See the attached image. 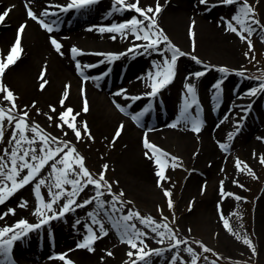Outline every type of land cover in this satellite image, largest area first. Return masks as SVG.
<instances>
[{
    "label": "bare ground",
    "instance_id": "bare-ground-1",
    "mask_svg": "<svg viewBox=\"0 0 264 264\" xmlns=\"http://www.w3.org/2000/svg\"><path fill=\"white\" fill-rule=\"evenodd\" d=\"M141 1L147 4H155V0ZM160 2L163 7L158 14V20L163 25L167 35L183 51L186 48L185 42L191 40L189 27L191 21L195 19L197 21L195 55L204 61L209 60L208 55L224 56L225 61L230 62H232L231 59H237L234 48L239 43L237 36L233 32L225 30L227 26L224 21L217 18L213 10H208L206 8L207 5L200 4L199 0H160ZM234 2L233 6L238 7L243 0H238V2L234 0ZM214 4L217 5L218 3L215 2ZM13 5L14 7H11ZM30 6L38 14L44 8L50 7L48 0H44V2H40V0L31 2ZM10 7L11 11L9 16L5 18L4 23H0L1 54H6L10 50L14 36H16L18 31V25L25 20L28 21V24L24 32L25 38L22 42V54L20 60H18H22L20 68L15 69V64L14 67L7 68L1 79H3V83L7 86L10 84L12 87L17 86L21 92L25 93L21 101L28 102L26 109L32 112V110H35V107L39 106L40 112L44 109L48 117V114L54 117L52 119L53 121H57V123L61 122L59 113L65 110V106L59 105L58 102L60 100L57 101L55 95L61 89L64 91L70 85L68 89L70 94L65 99V105L72 106L74 111L78 113L75 117L77 122L87 121L91 135L94 137L92 140L95 141V147L101 159L100 162L105 163L109 160V163L114 167V171L118 170L126 173L125 176L117 175V177L113 175L118 178L121 188L129 194L128 198L132 200V203L137 206H144V203L147 202L146 210L151 211V204L160 199V194L163 189L158 186L157 178L154 179V173L159 171V166L155 163V153L153 150L145 149L143 144L144 136L147 134L151 142H154L167 152L180 157L185 163H190L192 168L190 179L192 180L189 184L185 185V191H183L184 189L181 190V196H179L181 201H184L187 197L190 201L201 199L197 190L200 191L202 188L201 185L196 187V183L199 179H203V177L206 180V185L209 184L211 190H213L212 196L209 198V201L207 200L205 208L200 214V220L207 230V232L205 230L207 235L203 237L204 241L211 244L214 248L220 247L227 253L230 249L238 250L239 246L237 243L239 237L236 235V232L235 237H232L229 229L225 228L223 220H228L231 211L239 199H236V195L223 196L220 192V184H213V180L219 178L218 175L220 173H231L226 167L228 152L225 153L218 146V142H228L224 131L226 124H231V121L236 118L237 114H241L244 111L236 103L248 101L253 95L250 96L247 92L241 101L236 99L234 93L228 94L219 111V115L214 118L210 113V109L213 106L211 98L215 91L212 86L214 83L209 81V79H205L204 76L199 78L195 76L190 77L189 74L195 72L193 67L196 64L193 60L190 61L187 59L181 62L179 71L175 75L172 84L177 82V84L182 85V83L193 82L195 88L200 86L196 89L197 95L199 100L205 104L206 111L209 114L202 123L200 133L192 135V132L188 129L189 125L183 122L180 127L171 128L168 119L165 121L168 125L162 126L163 119L161 117H157L155 124L153 122H146L141 125L137 124L133 122L130 115L122 111L120 112L116 104L119 103L128 112L135 113L142 109V107L141 109L139 107L141 103L148 105V101L142 95L132 100V96L125 97L122 94H118V90H114L111 87L107 88L105 82L96 73L92 75L95 69L90 71L86 70V67L83 68L84 73L89 77L85 83L83 77L79 79L75 74L74 63L69 60L67 54V48L73 45L87 51L99 50L95 54H87L86 57L88 58H93V55L96 56L95 60L92 59L87 63L91 64L108 59L100 55L101 53L110 51L122 53V55L111 58L110 61L113 62L114 69L127 71V75L133 78V82L129 85H121L120 89L123 88L133 95L144 93L143 89L145 84H150V81L147 79V73L155 72V66L152 61H157V53L152 51L145 53L143 49L136 50L135 48H131L130 51H125V49L130 48L131 44L146 43L143 40L134 39L133 34L130 32L128 37L125 38L119 33H100L97 30L99 26H102L96 24L97 22L103 21V25H108L122 22L125 19L111 22L116 17L117 12L107 14L102 12V8L90 7L78 13L79 15L76 20L70 24V28L73 29L77 24L80 23L82 25L86 21H93L92 24L85 25L74 32H67L56 25L54 31L49 33L36 20L27 16L26 8L28 5H26L25 0H0V11ZM106 7L113 10L111 2ZM258 7V18L264 24V0L259 2ZM45 19L47 22H53L51 15ZM17 20H19V23H17ZM65 23L67 24L66 21ZM12 32L13 35L11 34ZM113 35L117 38L112 39L111 37ZM50 36H55L60 41L62 51L65 53L64 55L56 52L54 46L51 44ZM79 36H82V40L77 39ZM117 47L118 49H116ZM37 66L40 68L38 73L35 72ZM44 67L46 70L44 76L48 78L49 83L42 90L43 92H40L38 89H35L34 84L41 82L39 81V73L41 68ZM225 82L228 83L229 81L226 80ZM172 84L168 83L167 87ZM82 86L86 87L88 101V111L86 112L82 110L84 101V95L81 92ZM167 87L161 88L159 92H162L163 100L166 99L170 102L169 98L173 96L174 90L172 88L168 92H165ZM49 105H55L56 111L52 112ZM168 105L170 107L169 116L175 117L176 114L172 108L173 104L171 105L169 103ZM31 119L35 121L34 118L31 117ZM121 122L125 125L121 131V135L115 141L113 139L110 141ZM39 125L49 132V129L45 125ZM65 126L67 125L65 124ZM77 126L82 127V124L78 123ZM109 133L110 136L108 137ZM66 137L69 139L68 135ZM262 137H264V118L262 120L258 119L249 126L248 133L240 141L239 146L250 157L260 159L259 155L264 154V139H261ZM235 142L234 139L231 140L229 149L235 145ZM187 149L192 150L189 152ZM146 151L150 153L152 158L144 155ZM95 159L98 160L97 157ZM161 159L165 160V157H161ZM233 180L234 178L232 176L223 180L225 192L233 193ZM26 190L21 195H17L16 197L11 196L5 201L3 207L0 208V212L7 211L9 207H15L16 212L14 215L8 213L4 219L0 220V226L12 224L20 219V216H23V214L27 215L29 213L34 203L33 200H30V195ZM206 192L207 190L204 191V194ZM261 193L262 195L255 203L254 226L259 247L258 250L264 255V186H262ZM193 194H195V197ZM22 197L29 201L27 207L18 206L22 203ZM214 198L218 202L215 201V204H211ZM221 209L223 211V217L221 216ZM88 211L89 207L78 209L75 211L74 217L65 221L63 224L57 225L52 223L47 225L48 230H50L49 232H54L56 242V247L47 256H44L42 251L35 249V243L32 241V238L28 239L25 237L16 241L14 243L13 255L15 260L19 259L17 260V264H63L59 260H55L56 258H53L54 253L68 254L69 257L74 258V264H113L119 257L122 258L127 255L130 246L121 241V234L116 228L110 229L107 235L100 236L99 239L94 241V251H89L86 248H76V244L86 234L85 225L91 223ZM77 220L80 221V224L76 223ZM190 220H192L190 217H185V219L181 217L180 223L182 225L184 223L189 224L191 222ZM93 228L98 229V225H93ZM40 229L42 230L44 227L36 230ZM216 230L219 231V235L217 238H213L212 233ZM97 235L99 236L98 231ZM147 239H150V237ZM26 243L29 247L28 250L24 248ZM108 251L113 252L114 255L110 257L107 254ZM102 257L103 259H101ZM39 259L42 260L38 261Z\"/></svg>",
    "mask_w": 264,
    "mask_h": 264
},
{
    "label": "snow or ice",
    "instance_id": "snow-or-ice-1",
    "mask_svg": "<svg viewBox=\"0 0 264 264\" xmlns=\"http://www.w3.org/2000/svg\"><path fill=\"white\" fill-rule=\"evenodd\" d=\"M31 2L32 0H25L26 5H28L27 16L33 20H36L43 29L51 33L56 27V22H47L45 19L46 17L55 15L57 11L67 12L69 10L88 9L95 3V0H63V2H60V0H48L50 7L44 8L39 14L30 6ZM199 2L200 4L207 5L209 0H199ZM215 2L218 4L231 5L234 3V0H215ZM11 7H14V5ZM11 7L0 11V23L5 22V18L9 16L11 11ZM162 7L163 5L161 4L160 0H155L154 5L150 3L146 6H143L140 0H130V2H126V0H113V12L134 10V12L139 14V16L132 15L129 19H125L122 22L102 25L97 28L100 33H119L125 38L128 37L130 32L133 34L134 39L143 40L146 42L143 44H131L130 48L125 49V51H130L131 48H136L143 49L145 53L152 51L162 54V60L160 63H157L156 60L152 61L153 65L155 66V72L147 73V79L150 81V91L133 95L121 88L118 90V94H122L125 97L132 96L133 99H136L140 95H156L161 88L165 87L168 83H170V81L174 79L177 72L178 58L181 56L187 55L190 56L191 59L197 64H206L204 60L195 55L197 21L193 19L189 27V35L191 37L193 50L190 52H185L172 41L169 35L166 34L165 30L158 23V14L161 12ZM256 11V8L249 3V0H243V2L239 4L238 11L233 14L231 18H222L227 19V27L225 30L237 33L241 40L247 42L250 50L253 47V42L250 37L257 30V28L261 32V39H264V24H262L261 20L257 17ZM233 21L236 23L234 24ZM27 24L28 21L25 20L18 25L17 34L14 38V42L10 46V50H8L6 53V58L0 57V77L3 76L5 70L10 65L14 64L22 54V34L26 30ZM253 25H255V27H253ZM245 32H247L248 35H245ZM111 38L116 39L117 37L113 35ZM50 41L57 53L60 55L65 54L62 51V44L55 36H50ZM70 51L72 53L73 59L75 60L76 70L83 77V80L86 83L89 77L84 73L83 68H91L93 65H82V61L76 57L77 54H83L87 50L73 45ZM100 55L111 59L122 55V53L110 51L101 53ZM245 55H249V53L246 52ZM99 62L100 61H98V63ZM208 67L213 66L206 65L202 71H195L194 73H190L189 76H195L196 78H199L204 74L205 71H207ZM215 67H218L221 73L237 71L236 69H230L226 65ZM240 75H244L242 70L240 71ZM48 83L49 81L42 74L41 83L39 85L40 88L44 89ZM221 85V80H217L214 85L215 89L217 90V95H219L221 91ZM69 88L70 85L65 88L62 98L59 101L61 106H65V110L60 111L59 116L61 122L56 126L63 130V136H55L44 131L38 122L30 121L28 112L18 111L15 104L16 94L12 89L3 83L2 79H0V93H3V99H6L11 104V108L0 107V122L3 121L4 117H7L9 124H12L13 121L15 122V127L12 129L11 139L9 140V143H12L13 140L15 143L10 153L7 149H5L4 151L7 155L0 156V203H4L18 189L25 185H29L30 182H33L34 178H36L38 174L41 173V170L49 164V161H52L50 165L51 173H49V175L52 173L56 174L54 182L55 190L49 186V195L51 198L48 200H45L41 193V186L46 183L45 177L40 175L38 182H35L34 184L33 191L35 195V206L32 211L34 215L39 217L36 222H30L26 218H20L12 224L0 226V264H17V261L14 259L13 255L14 243L21 238H25L26 234H28L31 230L39 229L41 226L48 224L53 219L63 217L65 213L73 210L74 208L91 204L93 197L84 198L79 201L77 200V198L88 185L95 186L94 199L96 203V209L88 213V215L91 217V223L85 225L86 234L84 235V238L76 244V248H86L89 251H94V241L99 239L100 236L107 235L109 229L105 227V220L97 213V210H104V205L106 203L110 204V208L105 210V216L109 218L112 226L120 232L121 241L130 246L127 251V264H138V262H140V264H151L152 254L160 255L164 251L162 248H151L148 246L147 238L152 236L153 233L156 234V236H152L153 239L156 237L163 238L160 240V243H164V239L174 241V243L169 242L167 245L169 249H175L177 246L185 244L187 237L181 239L178 236L176 230L167 223L168 217L163 212V209H160V216L162 219L159 221L154 219L151 215L142 216L139 210L129 209L127 213L122 212L121 210L123 209V200L121 198L123 197L124 193L123 191H121L119 194L114 193L111 183L107 182L105 177V171L108 169L107 163L102 166L103 170L100 171L99 178L94 177L90 170L86 167L85 157L77 150L76 145L72 141L64 138L68 135L67 129H72V131L75 133L76 139H81V127L77 126V124L80 123L82 124L84 134L94 139V137L91 136L87 121L77 122L75 117L78 115V113L74 111L72 106L65 105V99L70 94L68 90ZM185 88L187 93L191 95V101H185L179 111L178 116L176 117L175 122L171 126L177 127L181 122H183L186 125H190L194 132L200 133L203 122L199 118V106L196 97V88L192 82H187L185 84ZM81 92L84 95L82 110L86 112L88 111L86 87L82 86ZM258 93H264V82H259L256 87H252L248 90V95L250 96L256 95ZM33 104H35V102H33ZM192 105H197L195 116L189 112V109L192 107ZM116 106L118 109H120V111L130 115L131 119L139 124L141 116H143L144 112L148 111L150 104L135 113L128 112L125 107L119 103H117ZM27 107L28 106L25 105V108ZM49 107L52 112L56 111L55 105H49ZM250 107L251 105L249 104L247 108H244V111L247 112L248 108ZM37 111L40 110L37 109ZM48 115L50 120L54 119L53 116L50 114ZM235 123L242 124L243 121L237 120ZM65 124L67 125V129L64 127ZM29 127L36 135H26V131L29 129ZM124 127V123L121 122L112 138L113 141H115V139L121 135V131L124 129ZM239 130L240 129L237 128L235 129V132H238ZM233 134L234 133H229V140L232 138ZM3 136V130L0 128V139H2ZM37 138L39 139L40 143H37ZM261 139H264V137ZM143 144L145 149L153 150L155 153V163L159 166V171L156 173L158 177L157 184L163 189L164 196L168 198V208L172 209L174 204L172 199V190L166 187L163 183V181L170 179V177L166 176V161L161 159V157H166L171 161H178L181 158L174 154L168 153L154 142H151L147 134L144 136ZM218 146L225 150L228 147L227 143L223 141L218 142ZM37 149H39V152ZM144 155L146 157L152 158L148 151H146ZM27 157H30V159ZM9 158L10 164L8 162ZM259 158L260 162L264 163V154H260ZM59 164H62L63 167L58 168ZM73 164L78 165V168L73 167ZM236 167L238 171L241 170V161L239 158L236 160ZM244 167L247 168L249 173L254 175L253 170L246 165V162H244ZM24 169H27V171L23 172ZM7 181L11 182L10 185L7 183ZM233 183L239 184V186L242 188L245 187V185L241 184L239 180H233ZM65 185H71V188L67 189L64 187ZM101 188H105L106 191L111 194L110 201L103 199L104 192L101 191ZM220 192L223 196L236 195L234 193L225 192L223 180L220 182ZM62 197H64L63 202H61ZM236 199H241V197L236 196ZM21 200L22 203H20L18 206L27 207L29 201L23 197ZM117 211H121L120 216L113 217L111 214ZM15 212V207H9L7 211L0 212V220L4 219L8 213H12L14 215ZM221 216L223 217L222 209ZM133 217L138 218L140 224L145 225L151 231H144L141 228H137L134 222L129 223V221L133 220ZM76 223L80 224V221L77 220ZM223 223L225 228L229 229V231H232V229L229 227V221L227 219H224ZM93 225H98V229H94ZM97 231L99 232V236L97 235ZM243 240L245 244L249 245L253 252L256 251L252 241L247 236H244ZM196 243L201 244L206 250L211 251V249H208L202 241L198 240ZM133 249H136V251H133ZM184 251L189 253L191 256L190 264H198V254L192 247H186L184 248ZM107 254L110 256L114 255V253L111 251H108ZM133 257L135 258L133 259ZM53 258H58L64 261V264H74V261L67 257L65 253H54ZM178 258L183 259L180 257L179 252H176V254L171 256L170 264H176ZM101 259H103V257ZM185 264H188V262H185Z\"/></svg>",
    "mask_w": 264,
    "mask_h": 264
},
{
    "label": "rangeland",
    "instance_id": "rangeland-1",
    "mask_svg": "<svg viewBox=\"0 0 264 264\" xmlns=\"http://www.w3.org/2000/svg\"><path fill=\"white\" fill-rule=\"evenodd\" d=\"M38 0H32V2H36ZM110 0H105L103 2H99L96 4V6H91V7H95V8H102V12L106 13L109 8L106 7V5L109 3ZM261 0H250L249 3L252 4L255 8H256V15L258 17L259 14V7L258 4ZM40 2H44V0H40ZM126 2H130V0H126ZM141 4L143 6H146L147 3H144L140 0ZM214 2L213 0H209L208 3ZM112 3V2H111ZM113 5V3H112ZM234 4L231 5H222L220 7H213V6H208V9L213 10L215 15L217 16V18L221 19L222 21H224L225 25L227 26V19H222V18H231L233 14H235L238 9H239V5L238 7L233 6ZM213 7V8H212ZM23 8V7H22ZM76 13V12H74ZM76 16H78L79 14L76 13ZM132 15H137L139 16V14L135 13L134 10H123L120 12H117L116 17L114 19L111 20V22L113 21H118L121 19H128L130 18ZM68 18V17H67ZM70 19V18H69ZM73 20V19H70ZM68 19H62L63 22L59 21L56 23V25H58L62 30L64 29L65 31H78L79 29H81L83 26L88 25V24H92L93 21H86L84 23H82V25L77 24L76 27H74L73 29L70 28V24L74 21H70ZM19 20H17V23ZM65 21L67 22V24L65 23ZM158 23L160 24V26L164 29L163 25L161 24V22ZM233 23L235 24L236 22L233 21ZM96 24L98 25H103V21L97 22ZM69 26V28H68ZM186 26V24H185ZM238 26V25H237ZM253 27H255V25H253ZM165 30V29H164ZM14 32V30H13ZM13 32L11 33L13 35ZM25 32V31H24ZM166 32V31H165ZM236 36L237 39L239 40V43L235 48V54L237 55V59H231L232 62L230 61H225L224 56H210L208 55V59L209 60H205L206 64L205 65H200L197 64L195 61H193L196 65L193 67L194 71H200L202 69H204V67L206 65H212L213 67H208L206 74L202 75L204 76L205 79H209V81L214 82L215 80H222V81H229L227 83H223L221 87L222 88H226V89H230V87L234 85H236L239 89L237 91H235V95L236 98L238 99H242L245 95V93H247V91L252 88V87H256L258 85L259 82H264V39H261V32L260 30L257 28V30L251 35L250 39L253 42V47L251 48V50L248 47V44L246 41L241 40L240 36L233 32ZM25 33L22 34V42L24 41V36ZM70 34V33H69ZM167 34V32H166ZM245 35H248L247 32H245ZM12 38V36H11ZM171 38V37H170ZM78 40H82V36L77 37ZM172 39V38H171ZM236 39V40H237ZM237 40V42H238ZM173 41V40H172ZM72 42V39H71ZM75 42V40H74ZM174 42V41H173ZM191 40L188 42H185V52H190L192 51V44ZM236 43V42H235ZM190 45V46H189ZM189 46V47H188ZM72 46H69V48H67V54H68V58L69 60H71L74 63V72L75 74L78 76L79 79H82V76L77 72L76 66H75V60L72 57V53L70 51ZM100 49V48H99ZM118 49V47L116 48ZM196 49V47H195ZM99 50H91V54L96 53ZM248 52L249 55H245V53ZM89 55V53H87ZM87 54H77V59H80L82 61V65H85L87 63H89L92 59L95 60L96 56L93 55V58H88L86 57ZM0 57L2 58H6V54H1L0 53ZM21 57V55H20ZM20 57L16 60L15 67L14 64L10 65L9 67H14L15 69H19L20 68ZM189 59L190 61H192L190 56H181L178 58L177 62V72L179 71V66L181 64L182 61H185ZM25 60V59H24ZM23 60V62H24ZM162 60V54L157 53V63H160ZM230 62V63H229ZM220 65H226L228 66L230 69H236L237 71H230L228 73H221L219 71L218 67L215 66H220ZM8 67V68H9ZM39 67L37 66L35 68V72L38 73L39 71ZM244 72V75H240V71ZM176 72V74H177ZM95 72L92 73V75ZM126 75L124 78H122V81L120 82L121 85H129L133 82V78L131 76L127 75V71H125ZM46 74V70L45 67L41 68V71L39 73V78L41 81V76ZM113 79H112V89L114 90H119L121 85L117 83L116 81V72L114 71L113 75H112ZM175 78V77H174ZM1 79V77H0ZM48 80V78H46ZM3 80V79H2ZM174 80V79H173ZM172 80V81H173ZM172 81H170L172 84ZM187 83V82H186ZM186 83H182V85L177 84V82H175L174 84L170 85L169 87H167L165 89V92H168L169 90H171L173 88L174 90V94L170 99V102H168L166 99L163 100L162 98V92H159L157 94V96L155 98H153L152 103L153 105L156 104V102H158L157 100H159L160 102L162 101L163 104H169L171 103L172 108L174 113L177 115L179 114V110L181 109V107L183 106V104L185 103V101H191V95L189 93H187V90L185 88V84ZM193 83V82H192ZM40 82H36L34 84L35 89L39 90L40 92H43L40 88ZM215 83L212 85L214 87ZM52 86V85H51ZM10 89H12L14 91V93L16 94L15 96V104L17 106V109L19 112H28L29 113V120L30 121H34L32 118L35 119L36 122H38L39 124H43L45 125L48 129L50 134H53L55 136H63V130L59 127H57L56 125L59 124L57 123V121H53L50 120L49 117L47 116V113L45 112V110L43 109L42 112L37 111V109L40 110V107L37 106L35 107V110L32 112H30L29 109L25 108V105H27L28 102H22L21 99L22 97L25 95L24 92H21V90H19V87L17 86H11V84L8 86ZM198 87V86H197ZM196 87V89H197ZM200 87V86H199ZM198 87V88H199ZM150 90V84H145L143 91L146 92ZM214 90L216 91L215 87ZM58 94H56V100L59 101L61 95H63V90L61 89V91L57 92ZM3 93H0V107H5V108H11V104L9 101H7L6 99H3ZM215 95V93H214ZM213 95V97H214ZM261 95V96H260ZM255 97L260 96V100L254 103V114H256V116L258 118L252 117V116H248L249 118L245 121V124H243L241 130H239L238 132H235V128H239V125L237 124L236 126V121L240 120L239 115L240 113L237 114L236 118L234 120L231 121V124H226L224 131H225V137L228 138L229 133H234L232 139H234L235 145L232 146L229 149V146L227 149H229V152L227 154L228 156V162H227V168L230 170V174L226 173H220L218 175L219 178H216L215 180H213V184H220V182L222 180L227 179V177H233L234 180H239L241 184L245 185V187H240L239 184L233 183L232 181V189H233V193L236 194V196L241 197V199H239L238 203L236 204V206L234 207V209L231 211L228 221H229V226L232 229L231 235L232 237H235V232L236 235H238L239 237V241L237 243V245L239 246V249H230L228 250L229 252H225L223 251L220 247H212L211 244H209L208 242L204 241L203 237L206 236V227L203 225V222L200 220L201 216L200 214L202 213V211L205 208L206 202L207 200L209 201V198L212 196L213 190H211V187L208 185H206V180L203 179H199L196 183V187H198L199 185H201V190H197L199 193V197L201 199H196L195 201L192 200H188V197L185 198L184 201H181L179 199V196H181V190L184 189L186 184H189V182L192 180L191 178V165L190 163H185L183 161V159H180L178 161H171L170 159L165 157V161H166V168H165V172H166V176L170 177V179L163 181L164 185L168 188H170L172 190V199L174 201L173 204V208L169 209L167 206V197L164 196L163 191L161 192V197L159 200H157V202L152 203L151 204V211L146 210V205H148L147 202H145L143 205L145 206H137L134 203H132V200L129 197V194L121 188L119 180H118V176L117 175H121V176H125L126 173L124 172H120L118 170L114 171V167L113 165H111L108 162V169L105 171V177L107 182L111 183V186L113 188V192L116 194H119L121 191H123L124 195L121 198L123 200V209L121 210L124 213H127L129 209L132 210H139L142 216H147V215H151L154 219H156L157 221H159L160 219H162V217L160 216V209H163V212L165 213V215L168 217V221L167 223L176 230L178 236L181 239H184L185 237H187V240L185 242V244L179 245L177 246L175 249H169L167 247V245L169 244V242L174 243V241H170L169 239H164V243H160V240L163 238L160 237H156L155 239L152 238V236H156L155 233L152 234V236H149L150 239H147V244L148 246H150L151 248H162L164 249V251L160 254V255H155L152 254L151 256V264H170V260H171V256L176 254V252H179L180 257H182L183 259H179L177 260L176 264H185V262H188V264H190V260H191V256L189 253H187L186 251H184V248L186 247H192L195 252L198 254V264H264V255L261 254L258 250V243H257V237L255 234V206H256V202L257 200H259V197L262 195V186H264V163L260 162V159L258 158H253L250 157V155L239 146L240 141L244 138L245 134L247 135L248 130H249V125H252L253 123H255L257 121V119L262 120L264 117L262 114H264L263 111V107L261 105L262 102H264V93H258L256 95H253ZM82 97V94H81ZM196 97H197V101L201 103L202 106L205 107V104L203 102H201L199 100V97L197 95V91H196ZM225 97V96H224ZM223 97V98H224ZM216 99V98H215ZM81 102H82V98H81ZM59 103V102H58ZM60 105V103H59ZM43 108V107H42ZM196 108L194 107V105H192V107L190 108L189 112L192 115H196ZM156 110V112H155ZM151 113H149L147 116L152 117L155 115L159 117L160 114V110L157 107L156 109ZM137 111H138V107H137ZM178 112V113H177ZM212 112V110H211ZM199 113H200V108H199ZM205 113L206 116L209 115L206 111L205 108ZM216 115V114H214ZM172 118V123L175 122V118L174 117H170ZM237 119V120H236ZM146 122H143L142 124H144ZM182 123V122H181ZM181 123L179 124L180 127ZM162 125V124H161ZM244 126L246 127V129H244ZM15 127V122L13 121L12 124L8 123L7 117H4L3 121L0 122V128H2L4 136L2 139H0V156H6L7 154L5 153V149L8 150V152H11V149L15 143V141L13 140L12 143H9V140L11 139V133H12V129ZM65 129H67V126H65ZM236 128V129H237ZM42 129L44 131L45 128L42 127ZM90 130V129H89ZM190 132H192V135L196 134V132H194L192 129H189ZM68 131V136L69 139L67 137H64L67 140L72 141L75 145L77 150L85 157V164L86 167L90 170L91 174L96 177L99 178V173L100 171L103 170V165L105 163L100 162V158L98 156V152H97V148L95 147V141L92 140V138L88 137L86 134H84V130L81 127V131H82V138L77 140L75 137V133L72 131V129H67ZM47 132V131H46ZM26 135L28 136H34L36 135L35 133H33L29 127V129L26 131ZM92 136V135H91ZM110 136V133L108 134V137ZM93 137V136H92ZM226 140L228 141L229 139ZM110 141H112V138L110 139ZM37 143H40L39 139L37 138ZM192 149H187V151H191ZM37 151L39 152V149H37ZM169 153V152H168ZM95 157L98 158V160L95 159ZM28 159H30V157H27ZM237 158H239V160L241 161V170H237L236 167V160ZM107 161V160H106ZM9 164H10V158H9ZM244 162H246V165L249 166L253 172L254 175L249 173V171L247 170L246 167H244ZM52 161H49V164L45 166L44 169L41 170V173L38 174V176L36 178H34L33 182H30L29 185H25L22 188L18 189L12 196L16 197L17 195H21V193L23 191H28L29 195H30V200H33L34 205H32L31 210H33L34 206H35V195H34V184L35 182H38L40 175H43L45 177V181L46 183L44 185L41 186V193L43 195V197L45 198V200L50 199V195H49V186H51L53 188V190H55L54 187V182H55V173H52L51 175H49V173H51V165ZM73 167L78 168V165L73 164ZM63 167L62 164L58 165V168ZM10 170V169H8ZM27 169H24L23 172H26ZM120 172V173H119ZM157 173V172H156ZM156 173H154V179L158 178ZM23 174V173H22ZM117 176V177H115ZM7 183L10 185V181H7ZM260 185V186H259ZM207 186V187H206ZM67 189L71 188V185H65L64 186ZM94 185H88L86 186V188L84 189V191L80 194V196L77 198V200H82L84 198H88V197H93V201L91 204L89 205H85L83 207H79L77 209H82L85 207H89V212L93 211L94 209H96V203H95V192H94ZM206 187V188H205ZM207 190V192L204 194V191ZM101 191L104 192V196L103 199L106 201H110L111 200V194H109L105 188H101ZM185 191V189L183 190ZM196 191V192H197ZM66 195V194H65ZM195 197V194H193ZM64 197L61 198V202H63ZM216 198L213 199L211 204H215ZM218 202V200L216 201ZM5 203V202H4ZM4 203H0V208L3 207ZM218 204V203H217ZM55 207V205H54ZM110 208V204L106 203L104 205V210H97V213L100 217L104 218L105 220V227H107L109 230V226L106 223V221H110L108 217L105 216V210ZM29 211V213L27 215L20 216V218H26L28 219L30 222H36L39 217H37L36 215L33 214V211ZM59 210V209H57ZM121 211H117L115 213H112L111 215L113 217H119L121 214ZM31 212V213H30ZM75 211L73 212H67L65 213V215L63 217H60L58 219H53L52 221H50L48 224L43 225L41 227H44V229H40V230H31L28 234H26V238H32V241L35 243V249L37 251H42V253H44V256H47L49 252H51L55 247H56V242H55V235L54 232L50 230H48L47 225L49 224H63L65 221L73 218V216L75 215ZM181 217L183 219H185V217H190L192 220H190L191 222L189 224L184 223L183 225L180 223ZM228 217V216H227ZM89 218L91 219V217L89 216ZM135 223L137 228H141L144 231H151L149 228H147L145 225L140 224L139 219L133 217L132 221H129V223ZM218 227V226H217ZM112 230V229H111ZM206 230V232H205ZM39 231L41 232V234L39 233ZM219 235V231L216 230L215 232L213 231L212 236L213 238H217ZM247 236L251 241L253 246L255 247L256 251L253 252L251 250V248L249 247V245L244 243L243 237ZM40 237V239H39ZM37 239L39 240V244L37 243ZM202 241L204 245L207 246L208 249H211V251L206 250L204 247H202L201 244L196 243V241ZM23 244V243H21ZM24 248L28 250V244L26 243L24 245ZM133 251H136L133 250ZM66 254V253H65ZM68 254H66L67 256ZM69 256V255H68ZM112 257V256H110ZM70 258V257H69ZM135 257H133L134 259ZM74 261V258H71ZM19 259H16V261ZM42 259H39L38 261H41ZM59 261H61V263L64 264V262L60 259H57ZM128 261V257L127 255L123 256L122 258H118L117 261H115L113 264H127ZM140 264V262H138Z\"/></svg>",
    "mask_w": 264,
    "mask_h": 264
}]
</instances>
